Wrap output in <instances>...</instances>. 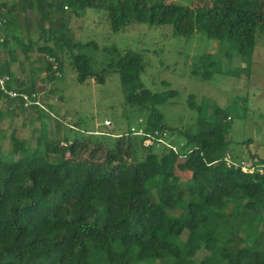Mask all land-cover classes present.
Here are the masks:
<instances>
[{
    "label": "trees",
    "instance_id": "1",
    "mask_svg": "<svg viewBox=\"0 0 264 264\" xmlns=\"http://www.w3.org/2000/svg\"><path fill=\"white\" fill-rule=\"evenodd\" d=\"M168 1L8 0L0 7L11 12L19 4L56 13L58 26L48 34L52 45L37 48L45 66L42 80H55L65 58L79 84L89 78L103 84L106 73H117L126 104L143 114L142 129L149 135L168 130L158 107L177 93L145 89L140 81L143 57L131 50L112 49L117 58L94 74L80 52L85 44L66 37L61 15L105 9L113 33L131 23L169 25L174 36L203 33L220 45L228 43L242 57L252 55L258 34L264 37V0H212L197 9ZM12 39V46L4 40L0 44L9 54L4 63L0 59V73L13 78L17 92L30 96L37 91L42 69L32 70L23 82L13 77L11 66L18 61L15 49L28 58L38 44L31 38ZM49 58L55 60L56 71ZM212 118V123L198 119L193 129L179 130L183 142L176 153L144 146L146 136L131 132L111 146L77 139L62 146L47 141L44 151L38 138L34 154L12 136L9 157L0 156V264H135L154 259L184 264L183 257H193L203 246L208 255L200 264H264V156L249 155L252 173L242 171L240 164L228 167L223 125L231 118L220 108ZM177 172L189 177L182 181ZM225 230L229 235L223 240ZM181 244L189 249L182 250Z\"/></svg>",
    "mask_w": 264,
    "mask_h": 264
},
{
    "label": "rangeland",
    "instance_id": "2",
    "mask_svg": "<svg viewBox=\"0 0 264 264\" xmlns=\"http://www.w3.org/2000/svg\"><path fill=\"white\" fill-rule=\"evenodd\" d=\"M7 2L0 0V4ZM211 2L169 0L167 3L197 9L210 6ZM7 10L0 7V44L4 40L12 46V36H20L24 42L31 38L38 44L28 53V58L24 57L21 49H15L14 56L18 61L11 68L13 74L23 82L29 79L32 70L42 69L43 74L38 76L36 90L45 110L37 108L36 111H27L17 106L11 112L4 103L7 99L0 102L2 158L9 157L12 136L34 154L39 141L40 151H44L47 141L61 143L62 146L77 139L111 146L115 138L127 132L134 133L144 126L143 114L126 104L117 73H106L103 84L93 78L79 84L72 65L65 58L55 80H42L45 66L43 55L37 48L52 45L48 34L50 29L55 30L58 26L57 14L49 15L46 10L40 12L36 7L29 9L19 4L11 12ZM77 12L79 16L69 11L61 15L65 24L64 32L71 41L85 44L80 52L88 57L94 74H100L111 59L117 58L116 54H111L112 49L131 50L143 57L145 69L140 81L145 89L177 93L168 103L158 107L173 144H181L183 136L178 131L193 129L198 119L214 122L212 113L220 108L224 116L231 118L223 127L229 141L228 153L233 161L239 164L241 159L248 161L249 155L264 156V37L262 39L258 34L252 55L242 57L228 43L220 45L217 40L208 39L203 33L183 38L174 36L169 25L153 26L146 23H131L120 32L113 33L105 9ZM51 21L55 22L51 24ZM42 31L45 37L41 36ZM61 53L66 57L64 50ZM8 55L7 50L0 49L2 61ZM105 121L111 122V126H105ZM185 160L179 159L182 162ZM177 173L182 181L189 177L187 173ZM178 213L173 212L174 215ZM255 226L263 229L260 223ZM228 235L229 231L225 230L223 240ZM186 236L185 232L182 239L185 240ZM179 247L182 250L185 248L183 244ZM207 255L203 246L201 250H196L193 257L182 259L184 264H200ZM167 263L168 260L164 262ZM135 264L162 263L154 259Z\"/></svg>",
    "mask_w": 264,
    "mask_h": 264
},
{
    "label": "built area",
    "instance_id": "3",
    "mask_svg": "<svg viewBox=\"0 0 264 264\" xmlns=\"http://www.w3.org/2000/svg\"><path fill=\"white\" fill-rule=\"evenodd\" d=\"M2 24L0 21V28ZM53 67L52 69L56 71L57 64L54 59L49 58L48 59ZM57 76L60 74L59 72L55 73ZM0 92L3 96V98L8 99L10 101H13V103L16 106H20L23 109H42L45 110V107H43L40 98L41 96L39 93L36 91L32 95H27L24 93H19L17 92L15 88V83L13 82V78L10 77L7 74H1L0 73ZM229 119V118H228ZM105 126L110 127L111 122L105 121ZM134 135L138 136H146L145 141L143 142L144 146H151V145H156V146H163L168 149H171L173 152H177V146L173 144L171 141L172 139L170 136H168V133L166 131H154L153 134H145L144 130L142 128H139L137 131L132 133ZM224 163L229 167L231 165H236L231 156L229 154H226L223 158ZM240 167L242 171L247 172V173H252L255 168L251 162L248 161H240L239 162Z\"/></svg>",
    "mask_w": 264,
    "mask_h": 264
},
{
    "label": "crops",
    "instance_id": "4",
    "mask_svg": "<svg viewBox=\"0 0 264 264\" xmlns=\"http://www.w3.org/2000/svg\"><path fill=\"white\" fill-rule=\"evenodd\" d=\"M2 63H4V62L2 61ZM11 72H13L12 68H11ZM13 77H14V78H17V79H19V80H21L18 76H16L15 73L13 74ZM3 99L6 101V99L2 97V98L0 99V102L4 101ZM8 101H10V100L7 99V102H4V103H6L7 106H8V108L11 110V112H13L12 110H14V108H16L17 106L13 103V101H10V102H9L10 104L8 103ZM27 111H28V110H27ZM30 111H31V110H30ZM33 111H36V109H34ZM230 156H231V155H230ZM231 158H232V157H231ZM232 160H233V159H232ZM240 161H246V159H241ZM240 161H239V162H240ZM234 162H235V161H234Z\"/></svg>",
    "mask_w": 264,
    "mask_h": 264
}]
</instances>
